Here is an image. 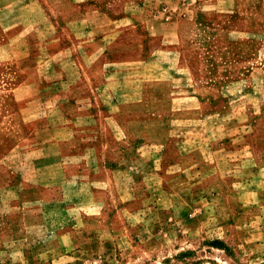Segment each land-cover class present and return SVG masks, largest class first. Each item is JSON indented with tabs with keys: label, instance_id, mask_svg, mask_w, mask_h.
Returning a JSON list of instances; mask_svg holds the SVG:
<instances>
[{
	"label": "rangeland",
	"instance_id": "rangeland-1",
	"mask_svg": "<svg viewBox=\"0 0 264 264\" xmlns=\"http://www.w3.org/2000/svg\"><path fill=\"white\" fill-rule=\"evenodd\" d=\"M37 1L51 8L35 7ZM182 1L167 3L154 12L161 19L172 17L170 21L186 19L180 42L167 47L148 41V48L179 53L185 64L193 66L196 82L217 86L210 92L218 100L203 111L226 115L230 132L240 135L226 141L235 152L232 163L237 166L213 170L204 164L201 168L206 160L198 145L202 138H195L191 142L195 152L188 161L197 166L184 179L173 181L182 173L168 170L170 161L181 159L172 152L173 142L171 150L158 156L164 161V184L172 183L165 184V189L156 186L153 193L173 188L174 197H151L142 183L140 195L131 202L118 203L110 197L108 203H99L105 198L74 197L72 188L65 185L41 186L34 166L41 156L37 139L6 137V120L0 114V151L5 153L0 164V183H4L0 184V264H264V0L255 2L258 9L243 10L244 15L199 12L197 16L193 9L183 10ZM68 2L0 0L2 72L11 62L5 50L8 28L44 19L47 13L69 19L68 11L56 6L66 7ZM76 12L74 17L80 16L81 10ZM28 28L33 36L39 34L36 26ZM48 32L49 28L44 33ZM125 37L137 47L141 44L134 32ZM13 49L19 55L26 50L22 45ZM137 55L121 60L135 61ZM4 79L1 74L0 84ZM4 95L0 90V107ZM158 108L170 111L165 106ZM190 115L199 116V110L190 106ZM182 128L191 129L190 137L206 129L192 122ZM216 146L224 147L219 142ZM22 162L29 166L26 170ZM9 171L15 178L13 185H7ZM150 174L144 171L142 177ZM22 176L29 182L26 187L21 184ZM213 191L222 194L201 197Z\"/></svg>",
	"mask_w": 264,
	"mask_h": 264
},
{
	"label": "crops",
	"instance_id": "crops-1",
	"mask_svg": "<svg viewBox=\"0 0 264 264\" xmlns=\"http://www.w3.org/2000/svg\"><path fill=\"white\" fill-rule=\"evenodd\" d=\"M157 1L163 2L161 6ZM176 1L81 0L85 4L78 6L77 0H69L66 7L56 5L59 11H68L69 19L47 13L44 19L8 28L5 50L11 62L5 72L0 70L5 75L0 84L5 93L0 114L6 120V137L37 139L41 156L34 166L41 186L65 185L72 188L74 197L105 198L99 203H108L110 197L118 203L131 202L140 195L142 183L151 197H174L173 188L153 193L156 186L165 189V184L172 183L164 184V161L158 156L175 142L172 152L181 159L170 161L168 170L182 172L173 181L182 180L197 166L188 161L195 152L191 149L195 138L203 140L197 141L206 159L201 168L237 166L232 163L235 152L226 141L240 135L230 132L226 115L203 111L218 100L210 92L217 86L196 82L193 66L185 64L179 53L148 48V41L168 47L182 39L183 16L170 21L172 17L161 19L154 13ZM251 1L183 0L181 5L183 10H195L196 16L199 12L244 15L243 10L259 8L254 4L261 0ZM44 4L37 1L34 6L51 8ZM78 9L80 16L74 17ZM28 26H36L39 34L33 36ZM133 32L139 36L138 47L126 40L125 34ZM15 45H22L25 53L19 55ZM135 53L137 60H121ZM159 61L164 65L157 66ZM159 105L170 111L159 110ZM190 106L200 115H190ZM191 122L206 129L190 137L194 133L182 126ZM218 142L222 149L215 147ZM146 152L148 156L143 157ZM220 153V159L216 158ZM4 154L0 151V164ZM209 157L216 159L210 162ZM22 163L26 170L29 166ZM144 171H151L149 177H142ZM9 173L7 185H13L15 178ZM21 182L23 187L29 185L24 176ZM221 194L204 192L201 197Z\"/></svg>",
	"mask_w": 264,
	"mask_h": 264
}]
</instances>
